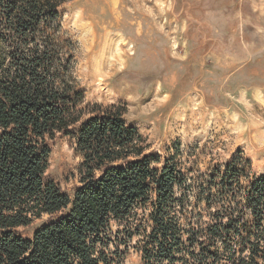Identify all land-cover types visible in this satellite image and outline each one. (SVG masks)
Wrapping results in <instances>:
<instances>
[{
    "label": "trees",
    "instance_id": "1",
    "mask_svg": "<svg viewBox=\"0 0 264 264\" xmlns=\"http://www.w3.org/2000/svg\"><path fill=\"white\" fill-rule=\"evenodd\" d=\"M65 1L0 0V264H264V177L241 158L196 175L177 145L148 152L125 106L85 104ZM59 137L70 193L47 177Z\"/></svg>",
    "mask_w": 264,
    "mask_h": 264
},
{
    "label": "rangeland",
    "instance_id": "2",
    "mask_svg": "<svg viewBox=\"0 0 264 264\" xmlns=\"http://www.w3.org/2000/svg\"><path fill=\"white\" fill-rule=\"evenodd\" d=\"M197 3L66 0L62 30L76 46L85 104L125 106L148 152L165 159L177 145L196 175L241 158L264 177V0L218 10ZM79 162L74 140L59 137L47 177L70 193ZM124 264H141L139 254L130 248Z\"/></svg>",
    "mask_w": 264,
    "mask_h": 264
},
{
    "label": "crops",
    "instance_id": "3",
    "mask_svg": "<svg viewBox=\"0 0 264 264\" xmlns=\"http://www.w3.org/2000/svg\"><path fill=\"white\" fill-rule=\"evenodd\" d=\"M198 3L196 5L204 7L206 10H212L213 8L218 10L221 9L222 7H238L245 0H197ZM254 5L257 4V1L259 0H251Z\"/></svg>",
    "mask_w": 264,
    "mask_h": 264
}]
</instances>
